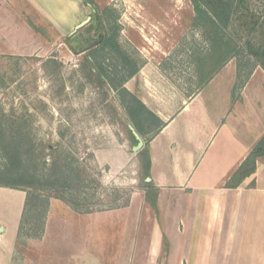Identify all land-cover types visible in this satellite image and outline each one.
I'll return each mask as SVG.
<instances>
[{
    "label": "rangeland",
    "instance_id": "374dc122",
    "mask_svg": "<svg viewBox=\"0 0 264 264\" xmlns=\"http://www.w3.org/2000/svg\"><path fill=\"white\" fill-rule=\"evenodd\" d=\"M242 1L224 29L246 46L257 41L250 32L264 20V0ZM31 2L0 4V221L17 238L13 264H80L103 253L113 264L131 233L143 249L163 226L148 169L150 142L165 126L156 110L173 118L223 68L237 70L240 58L213 69L211 31L195 0H96L100 12L114 10L111 24L102 28L87 5L75 30L60 26L65 7ZM111 36L121 54L106 42ZM230 72L217 83H229ZM123 88L153 101L146 107L158 119L139 115ZM212 97L207 88L202 99L210 105ZM16 192L26 197L19 234ZM172 243L164 238L161 264Z\"/></svg>",
    "mask_w": 264,
    "mask_h": 264
},
{
    "label": "crops",
    "instance_id": "0c3cea01",
    "mask_svg": "<svg viewBox=\"0 0 264 264\" xmlns=\"http://www.w3.org/2000/svg\"><path fill=\"white\" fill-rule=\"evenodd\" d=\"M53 1L65 7L61 28L75 30L86 22L76 18L79 7H87L84 0ZM230 66L183 102L173 118L154 111L165 126L149 145V180L159 189L163 226L151 230L143 249L136 246L135 231L131 233V242L115 247L113 264H161L165 237L173 241L168 264H264V157L241 186L226 188L264 137V69L257 68L237 92V70ZM229 70L230 82L217 83ZM257 77L260 82L250 91ZM207 88L213 93L212 105L202 99ZM143 103L151 109L153 101ZM4 192L0 189V202ZM25 198L17 192L12 198L19 208L18 234ZM16 239H9L0 221V264H13ZM104 257L87 255L80 264H109Z\"/></svg>",
    "mask_w": 264,
    "mask_h": 264
},
{
    "label": "trees",
    "instance_id": "16d2710c",
    "mask_svg": "<svg viewBox=\"0 0 264 264\" xmlns=\"http://www.w3.org/2000/svg\"><path fill=\"white\" fill-rule=\"evenodd\" d=\"M84 1L88 6L94 9L96 21L102 26V28H105L104 21H109L110 23L112 16L115 15L114 10L107 8L100 12L96 5V0ZM195 2L197 3L198 13L203 15V21H205L206 26L210 28L211 31L213 48L217 59L213 69L218 71L220 68H223L229 60L240 58L237 65L238 82L236 89L241 90L248 83L255 70L258 67L264 66V20L259 21L258 19L251 27L250 33L256 34L257 41L250 40L247 41L246 46L241 45L237 40L229 38V35L224 28L228 29L231 24V18L236 14L235 12H237V7H242V0H195ZM209 13H211V15ZM243 27H247V24H244ZM106 42H109L111 47H114L117 52L120 54L122 53L115 36L109 37ZM244 51L247 52L248 58L245 57L242 59L240 55L244 54ZM250 57H252V59ZM252 62L254 63L252 64ZM101 71H103L102 68ZM138 72L139 68L135 67L134 72L129 74L125 80L127 81L128 78L135 76ZM210 79L211 78L205 83H208ZM122 93L131 98L135 105L134 108L139 112V115L148 114L150 117L157 118L156 115H154L135 94L129 92L126 88L122 89ZM261 157H264V137L253 148L244 163L230 178L226 188L236 189L241 186L246 178L256 172L257 160ZM150 163L149 157L148 169L150 168Z\"/></svg>",
    "mask_w": 264,
    "mask_h": 264
},
{
    "label": "water",
    "instance_id": "95a60500",
    "mask_svg": "<svg viewBox=\"0 0 264 264\" xmlns=\"http://www.w3.org/2000/svg\"><path fill=\"white\" fill-rule=\"evenodd\" d=\"M86 22L82 23L79 27H82Z\"/></svg>",
    "mask_w": 264,
    "mask_h": 264
}]
</instances>
